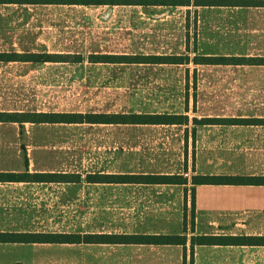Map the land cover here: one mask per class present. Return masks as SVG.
<instances>
[{"label":"rangeland","instance_id":"rangeland-1","mask_svg":"<svg viewBox=\"0 0 264 264\" xmlns=\"http://www.w3.org/2000/svg\"><path fill=\"white\" fill-rule=\"evenodd\" d=\"M158 10L157 14L128 5L41 4L10 12L15 38L37 39L46 44L47 52L82 54L85 59L79 63H47L44 88L36 93H27L24 81L17 79L21 88L16 85L7 104H37L56 112L186 111L191 119L264 115L262 66L116 64L94 63L86 58L92 53L264 55V36L251 31L264 29L263 10L193 5ZM193 126L192 121L187 132L181 125H4L0 130L12 141L8 146L13 156L11 149L2 154L0 165L25 170L26 158H30L35 167L81 174L83 178L88 173H174L191 178L210 170L264 172L263 159L246 158L241 151L246 146V129L205 126L196 133ZM15 135L21 139L15 142ZM27 136L40 142H29ZM184 188L89 183L83 179L63 184L61 205L51 210L56 214V229L61 232L181 233L186 218L188 236H192V197ZM205 191L200 189L201 197ZM225 217L231 220L226 232L264 235V209ZM244 219L245 226L235 227ZM45 224L40 230H54V221ZM202 230L205 228L199 225L195 233ZM168 247L174 248L171 253L151 256L138 251L144 248L139 245L63 244L45 247L46 252L40 251L35 258L37 264H142L140 260L147 257L152 258V264H160L155 259H174L183 251L182 246ZM9 251L0 256L5 263L23 254L22 248ZM28 255L23 254L20 264L28 263ZM254 256L264 261V253ZM191 263V256L183 261Z\"/></svg>","mask_w":264,"mask_h":264},{"label":"crops","instance_id":"crops-1","mask_svg":"<svg viewBox=\"0 0 264 264\" xmlns=\"http://www.w3.org/2000/svg\"><path fill=\"white\" fill-rule=\"evenodd\" d=\"M29 5H41V4H15V3H5L0 4V52L5 53H47V46L45 43H41L40 40L33 38H15V31L11 29L13 20L10 17V12L17 11V9H24ZM109 5V4H108ZM106 6V5H102ZM115 6H127V5H115ZM128 6H138L144 8L146 11H159V8H168V6H141V5H128ZM100 7V6H99ZM179 7V6H178ZM205 9H214L221 7H233L236 9H248V10H258L264 11V6H199ZM177 8V7H169ZM30 9V8H29ZM158 14V13H157ZM264 19V17H263ZM262 26L264 24L262 23ZM260 26V27H262ZM30 31V30H28ZM254 33L256 36H264V29L254 28ZM258 31H262V34H259ZM30 36L32 32H29ZM51 53V52H49ZM59 54V53H55ZM202 55H223V56H244V57H264V55H249V54H221L216 52H203ZM47 63H68L60 60L55 61H35V60H9V61H0V112L7 113H19V114H29L31 117L33 115H41L43 113L56 112L55 110L49 111L45 106L35 105V106H26V107H15L9 102V95L13 94L16 85L21 84L16 83L17 79H22L23 85L27 93H36L45 85V65ZM73 63V62H71ZM206 65V64H200ZM218 65H232V66H252L259 67L263 65H250V64H218ZM22 80L20 83H22ZM44 80V81H43ZM5 96V98H4ZM5 100V102H4ZM66 112V111H61ZM95 112V111H93ZM186 112V111H185ZM184 112V113H185ZM187 113V112H186ZM36 117V116H34ZM39 117V116H37ZM33 118V117H32ZM29 118L30 121L20 122H11V121H0V126L4 125H13L21 127H34L42 125H56V124H76V123H49V122H33L35 120ZM199 118V117H198ZM202 118H264V115H231V116H220V115H206ZM193 121V118H190L188 124L181 126H186V131L188 132L189 124ZM194 123V122H193ZM166 125V124H162ZM179 125V124H173ZM205 126H221L224 128L245 130L246 129V146L242 147L241 151L245 152L246 158L250 159H263L264 161V124H245V123H203V124H194L195 132L199 127ZM192 128V130H194ZM1 131V130H0ZM15 142L20 140L19 135H15ZM29 142H40L39 140L33 139L31 136H27ZM12 143L7 136L0 132V160L4 157L2 154H7L12 147L8 143ZM33 144V148H34ZM30 151V149H28ZM13 156V151H12ZM29 156V153L27 154ZM20 157V156H18ZM26 160H28L26 158ZM28 165L26 162V169L22 168H5L0 165V172H30L31 175L36 173H47L54 174L53 178H44V179H35L33 176L27 178L26 180L20 181H0V232L4 233H62L57 231L56 227V214H52L51 208H56L57 204L61 205L62 194H63V184H73L75 182H63L60 176L62 171L56 169H43L33 166L31 159L28 160ZM124 173H133V172H124ZM147 173V172H142ZM216 174V175H246V176H264L262 173H249V174H239V173H220L214 171H203L195 174ZM174 174V173H168ZM193 174V175H195ZM59 176V177H57ZM187 177V176H186ZM193 177V176H192ZM191 178L189 179L188 185L184 186L185 190L187 187L188 192L193 184L191 183ZM107 184V183H104ZM108 184H124L129 185L131 183H108ZM132 185V184H131ZM137 185H180V184H137ZM196 189V198H195V231L196 227L199 228V225L203 226L205 230L200 231L195 234H225V235H236L235 232H226V228L229 227L231 220L225 217L227 214H237V213H253L254 211H262L264 209V185H230V184H202L197 185ZM200 189H206L204 195L200 196ZM191 196V193H190ZM50 208V211L48 210ZM54 221V230H40L42 227H45V223H51ZM242 223H236L237 225L245 226L246 220H240ZM197 222V223H196ZM226 224V226H224ZM40 225H43L42 227ZM234 227V226H233ZM147 233V232H143ZM160 233V232H154ZM171 234V233H167ZM194 234V233H193ZM192 234V235H193ZM242 234L255 235L252 232H245ZM258 235V234H257ZM262 235V234H260ZM189 239L191 236H188ZM188 239L187 246L182 245L183 251L177 255L176 258H167L163 256L162 258L155 259L160 264H183V261L189 259V256L192 257L191 252V242ZM43 245V246H39ZM48 245V246H46ZM52 245H63L62 243H50V242H0V256L9 254V249L11 248H22L23 254H30L28 263L26 264H37L36 260L39 256L40 251L46 252L45 247H51ZM139 246L144 248H137L138 251H142L145 254H168L171 253L174 248H169L168 246H181V245H142ZM11 247V248H10ZM146 247V248H145ZM177 250V248H175ZM256 251V252H255ZM258 251V252H257ZM255 253H264V245H197L193 250V264H264V261L261 259L255 258ZM18 259H13L10 262H3V259H0V264H20L23 262L22 256ZM58 258L54 259L55 263ZM192 259V258H191ZM30 260H32L30 262ZM143 264L146 261V264H152V258H143L140 260ZM138 264L139 262L136 261Z\"/></svg>","mask_w":264,"mask_h":264},{"label":"trees","instance_id":"trees-1","mask_svg":"<svg viewBox=\"0 0 264 264\" xmlns=\"http://www.w3.org/2000/svg\"><path fill=\"white\" fill-rule=\"evenodd\" d=\"M65 4L102 6L108 5H141V6H264V0H0V4ZM197 51V50H195ZM94 63L116 64H189L218 65V64H250L263 65L264 57L202 55L186 54H101L92 53L86 57ZM35 60L82 62L85 56L82 54L68 53H5L0 52V61L9 60ZM36 116V117H34ZM39 116V117H37ZM33 117V118H32ZM19 114L0 112V121L11 122H49V123H89V124H115V125H173L188 124L190 116L185 113H158V112H51L41 115ZM195 125L203 123H245L264 124V118H193ZM195 131V128H194ZM28 165V160H26ZM33 176L35 179H44L54 174L30 172H0V181H20ZM63 182L79 183L83 179L89 183H131V184H180L188 185L189 179L183 174L168 173H88L85 178L81 174L61 173ZM59 177V176H57ZM193 184L190 189L192 197V229L193 235L188 237V224L185 218L184 231L181 233H117V232H62V233H4L0 232V242H50L62 244H110V245H183L187 246L188 239L191 242L192 263L193 250L197 245H264V235H223V234H195V198L197 185L202 184H230V185H264V176L246 175H216L195 174L191 179ZM188 192L186 188V193Z\"/></svg>","mask_w":264,"mask_h":264}]
</instances>
